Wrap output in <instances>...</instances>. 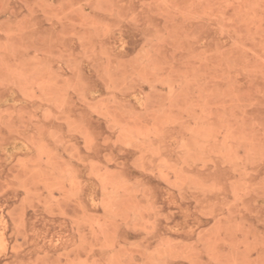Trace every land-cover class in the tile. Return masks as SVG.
<instances>
[{"label":"rangeland","instance_id":"rangeland-1","mask_svg":"<svg viewBox=\"0 0 264 264\" xmlns=\"http://www.w3.org/2000/svg\"><path fill=\"white\" fill-rule=\"evenodd\" d=\"M0 264H264V0H0Z\"/></svg>","mask_w":264,"mask_h":264}]
</instances>
